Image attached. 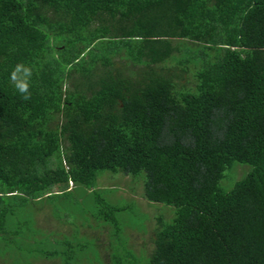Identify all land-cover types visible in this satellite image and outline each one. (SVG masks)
I'll return each mask as SVG.
<instances>
[{
    "label": "trees",
    "instance_id": "obj_1",
    "mask_svg": "<svg viewBox=\"0 0 264 264\" xmlns=\"http://www.w3.org/2000/svg\"><path fill=\"white\" fill-rule=\"evenodd\" d=\"M21 63L29 100L10 80ZM104 170L143 173L144 197L173 208L156 216L145 264H264V0H0V244L17 235L12 264L100 259L76 226L36 227L35 209L46 200L56 215L52 200L82 185L93 198L80 212L118 230L125 207L93 189ZM116 250L114 264L134 263Z\"/></svg>",
    "mask_w": 264,
    "mask_h": 264
},
{
    "label": "rangeland",
    "instance_id": "obj_2",
    "mask_svg": "<svg viewBox=\"0 0 264 264\" xmlns=\"http://www.w3.org/2000/svg\"><path fill=\"white\" fill-rule=\"evenodd\" d=\"M185 76L187 78V75ZM188 79H191V75L188 76ZM245 168H247L246 165ZM238 170L240 172L241 168L239 167ZM241 174L242 172L239 175ZM238 176L236 177L239 178ZM223 186L225 187V185ZM55 189H58V187ZM93 189L100 191L111 203L125 207L117 215L118 230L114 228L116 225H105L104 223L95 221L90 214L80 212L85 206L84 199L87 200L89 197V200H91L93 198L92 189L82 185L71 186L69 191L52 200L53 205L56 207L57 216L53 213L51 205L45 202L46 200L39 202L42 206L39 209H35V226L43 232L54 230L55 232H62L68 235L73 233V228L76 226L79 229V234L86 236L89 242H92L88 253H93L97 250L99 253L100 259L95 254L89 255V257L93 256V258L88 264H114V260L110 259V254L113 253L115 247H117L116 253L119 257L125 258V253L128 249H131L136 256L132 264H145L148 259L146 254L149 253L153 246L151 235L156 223V216L170 217L173 208L163 203L150 202L144 197L143 173L135 178L121 172L115 173L104 170L98 173ZM2 205L3 202L0 203V207ZM68 212L73 214H69ZM82 214H85L84 217L81 216ZM99 224L101 226H97ZM113 231H117L116 234ZM3 233L9 234L7 232ZM3 233L0 232V238L4 236ZM2 249L10 253L7 256L11 262L10 264H12L14 260L12 252L17 250V235L15 233L12 242L6 245L0 244V251ZM31 260V264L62 263V258L60 257H36ZM84 260L85 257L81 259V261ZM1 261L0 257V264H3Z\"/></svg>",
    "mask_w": 264,
    "mask_h": 264
},
{
    "label": "clouds",
    "instance_id": "obj_3",
    "mask_svg": "<svg viewBox=\"0 0 264 264\" xmlns=\"http://www.w3.org/2000/svg\"><path fill=\"white\" fill-rule=\"evenodd\" d=\"M32 75L33 70L31 66L23 63L17 64L10 73V80L24 100H29L31 97L29 89Z\"/></svg>",
    "mask_w": 264,
    "mask_h": 264
}]
</instances>
